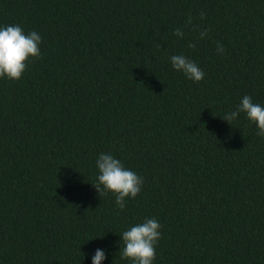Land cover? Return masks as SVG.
Listing matches in <instances>:
<instances>
[{
  "label": "trees",
  "instance_id": "obj_1",
  "mask_svg": "<svg viewBox=\"0 0 264 264\" xmlns=\"http://www.w3.org/2000/svg\"><path fill=\"white\" fill-rule=\"evenodd\" d=\"M8 25L42 43L0 78V264H132L121 235L146 218L153 264H264V137L221 118L264 106V0H0ZM101 153L143 178L123 210L93 185Z\"/></svg>",
  "mask_w": 264,
  "mask_h": 264
},
{
  "label": "clouds",
  "instance_id": "obj_2",
  "mask_svg": "<svg viewBox=\"0 0 264 264\" xmlns=\"http://www.w3.org/2000/svg\"><path fill=\"white\" fill-rule=\"evenodd\" d=\"M205 13H201L203 19ZM188 24L193 31H198L201 39L207 37L208 29H200L192 24L189 17ZM175 35L183 37L181 29L175 30ZM42 37L36 31L25 34L20 25H8L0 27V78L19 80L25 72L31 58H40L39 45ZM195 48L196 44L189 45ZM217 54H222L225 49L222 44H217ZM172 66L187 78L199 83L205 77V72L198 64L185 55L177 54L170 57ZM240 113H245L247 118L256 124L257 136L264 137V106L253 102L250 95H245L236 110L226 113L223 120L232 124ZM99 175L96 183H93L97 192L101 195L106 192L115 194L116 205L123 210L126 207V198H135L143 186V178L136 172L127 169L123 162L110 153H101L96 161ZM161 225L156 218H146L144 222L130 227L122 233L123 248L122 258L130 259L132 264H153L156 257V245L161 238ZM106 259V252L97 248L92 256V264H102Z\"/></svg>",
  "mask_w": 264,
  "mask_h": 264
}]
</instances>
